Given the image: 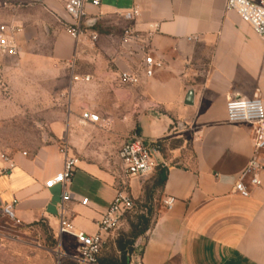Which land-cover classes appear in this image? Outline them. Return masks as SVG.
<instances>
[{
  "label": "crops",
  "instance_id": "0c3cea01",
  "mask_svg": "<svg viewBox=\"0 0 264 264\" xmlns=\"http://www.w3.org/2000/svg\"><path fill=\"white\" fill-rule=\"evenodd\" d=\"M226 2L88 1L86 33L76 48L67 28L73 20L66 0H0V24L19 27V50L40 36H52L53 61H90L87 85L93 95L98 88L99 100L84 105L106 120L111 136L123 140L137 132L163 141L159 158L167 164V179L162 195L166 202L173 199V205L165 207L147 233L142 264H264V172L250 195L235 190L253 146L250 128L229 123L226 109L229 97L258 94L264 101V40L237 12L227 10ZM134 8L139 15L126 20L123 12ZM128 25L138 31L140 41L122 40ZM92 33L97 34L95 42ZM147 55L162 60L151 75L144 68ZM120 72L137 73L139 82L113 80ZM192 149L196 167H182ZM0 164V204L14 203L16 218L25 225L49 221L57 231L62 187L47 188L45 182L63 169L59 145H44L31 156L18 153ZM120 184L98 163L77 161L68 184L75 199L66 204L76 230L98 231ZM85 197L88 204L80 201ZM65 238L75 242L71 235Z\"/></svg>",
  "mask_w": 264,
  "mask_h": 264
},
{
  "label": "rangeland",
  "instance_id": "374dc122",
  "mask_svg": "<svg viewBox=\"0 0 264 264\" xmlns=\"http://www.w3.org/2000/svg\"><path fill=\"white\" fill-rule=\"evenodd\" d=\"M52 40V36H40L18 56L0 55V162H8L18 153L31 156L42 146L57 143L77 161L98 163L100 169L123 182L118 150L125 140L139 133L125 134L120 140L109 134L110 127L92 128L81 123V115L87 110L84 104L99 100L98 88L93 95L88 81L82 78L76 83L73 75H87L91 63L88 59H80L75 65L53 61ZM56 124L62 127L59 134ZM76 128L90 130L79 133ZM187 157L182 167L195 168L194 149ZM2 168L0 164V171ZM159 178L157 170L133 184L126 180L135 206L121 216L110 233L100 264H142L145 237L167 206ZM75 248V242L68 238L64 245L60 243L49 221L25 225L6 216L0 204V264H78L60 257L61 251Z\"/></svg>",
  "mask_w": 264,
  "mask_h": 264
},
{
  "label": "built area",
  "instance_id": "2783aa9c",
  "mask_svg": "<svg viewBox=\"0 0 264 264\" xmlns=\"http://www.w3.org/2000/svg\"><path fill=\"white\" fill-rule=\"evenodd\" d=\"M88 1L95 5H99L101 2V0H66V12L73 20V22L67 23V28L75 40L76 48L82 43L81 36L86 33L88 24L85 4ZM4 6H6V3H4ZM226 9L237 12L241 19L250 24L264 40V0H227ZM123 15L126 20L133 21L139 15V10L134 8L123 12ZM18 30L19 27L13 24H0V55L10 57L19 55V45L15 37ZM96 38L97 34L92 33L90 39L95 42ZM140 39L138 31L131 25L123 28V41L132 42L140 41ZM74 63L72 61L71 64L74 65ZM161 66L162 60L150 55L145 57L144 68L147 75H151ZM82 78L89 82L92 76L73 75L75 81H81ZM112 78L128 85H135L139 82V75L134 72L114 73ZM226 109L229 123L250 128L253 157L235 186L238 193L248 196L250 195L251 186L260 185V173L264 172V101L258 94L253 97H229ZM81 120L108 127V124L104 123L106 120L102 119L98 113L88 109L82 113ZM162 148L163 141L149 140L139 134H134L123 142L118 151L120 176L123 178V182H121L115 198L98 221V231L95 234L76 230L72 218L68 214L66 204L75 199L73 193L68 189V184L75 174L77 160L69 155L67 151H61L63 169L45 182L47 188L62 187L61 201L58 204L57 230L60 243L64 245V236L66 235H71L75 239V250L70 252L61 251V258L70 259L78 264H100L99 260L110 233L117 228L121 216L135 206V198L126 190V180L146 177L155 172L158 167L166 166L167 164L159 158ZM245 180H248L249 184H246ZM80 201L83 204H88L89 199L85 197ZM172 205L173 199H170L167 206L171 208ZM3 212L6 216L17 219L14 203L5 204Z\"/></svg>",
  "mask_w": 264,
  "mask_h": 264
},
{
  "label": "trees",
  "instance_id": "16d2710c",
  "mask_svg": "<svg viewBox=\"0 0 264 264\" xmlns=\"http://www.w3.org/2000/svg\"><path fill=\"white\" fill-rule=\"evenodd\" d=\"M156 170L159 171V181L161 184H163L167 179V167L166 166H160Z\"/></svg>",
  "mask_w": 264,
  "mask_h": 264
},
{
  "label": "bare ground",
  "instance_id": "6f19581e",
  "mask_svg": "<svg viewBox=\"0 0 264 264\" xmlns=\"http://www.w3.org/2000/svg\"><path fill=\"white\" fill-rule=\"evenodd\" d=\"M82 121V120H81ZM83 122V121H82ZM84 123V122H83Z\"/></svg>",
  "mask_w": 264,
  "mask_h": 264
}]
</instances>
